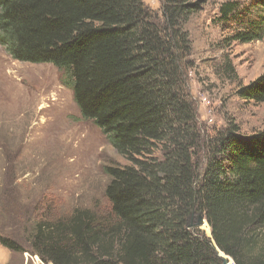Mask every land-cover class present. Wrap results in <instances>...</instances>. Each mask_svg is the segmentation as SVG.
<instances>
[{"label": "trees", "instance_id": "trees-1", "mask_svg": "<svg viewBox=\"0 0 264 264\" xmlns=\"http://www.w3.org/2000/svg\"><path fill=\"white\" fill-rule=\"evenodd\" d=\"M207 1L160 0L158 20L142 0H0V46L63 70L82 118L129 162L103 170L114 224L37 223L31 251L45 263L221 264V252L264 264V128L241 134L228 122L203 140L186 91V24ZM218 12L226 29L240 20L225 44L263 39V15L248 18L230 0ZM234 94L264 102V70ZM192 212L209 236L187 227ZM0 245L23 249L1 235Z\"/></svg>", "mask_w": 264, "mask_h": 264}, {"label": "rangeland", "instance_id": "rangeland-1", "mask_svg": "<svg viewBox=\"0 0 264 264\" xmlns=\"http://www.w3.org/2000/svg\"><path fill=\"white\" fill-rule=\"evenodd\" d=\"M223 1H207L186 24L192 41L183 65L186 91L203 140L228 122H235L241 134L264 128V102L254 105L234 94L239 84L246 85L264 70V37L225 44L223 38L240 20L227 29L215 21ZM230 1L248 18L264 16L255 0ZM142 2L161 20L160 0ZM63 80L64 71L52 64L13 59L0 46V235L23 248L10 251L0 245V264H50L31 251L39 222H51L63 232L76 217L105 228L116 222L104 196L108 177L103 170L129 162L82 118ZM191 220L196 222V214ZM198 228L210 235L206 221Z\"/></svg>", "mask_w": 264, "mask_h": 264}, {"label": "water", "instance_id": "water-1", "mask_svg": "<svg viewBox=\"0 0 264 264\" xmlns=\"http://www.w3.org/2000/svg\"><path fill=\"white\" fill-rule=\"evenodd\" d=\"M193 215H194V213L192 212L191 215H190L189 221L187 223V227L188 228H193V227L202 226L204 224L205 220H204L203 216L201 215V213H197L196 214V222L195 223H193L192 220H191ZM221 264H233V262L229 263V260H228L227 257L221 256Z\"/></svg>", "mask_w": 264, "mask_h": 264}, {"label": "built area", "instance_id": "built-area-1", "mask_svg": "<svg viewBox=\"0 0 264 264\" xmlns=\"http://www.w3.org/2000/svg\"><path fill=\"white\" fill-rule=\"evenodd\" d=\"M51 264V263H50Z\"/></svg>", "mask_w": 264, "mask_h": 264}]
</instances>
